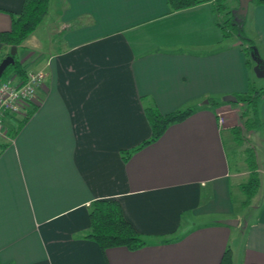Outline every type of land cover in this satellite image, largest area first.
<instances>
[{"label":"crops","instance_id":"1","mask_svg":"<svg viewBox=\"0 0 264 264\" xmlns=\"http://www.w3.org/2000/svg\"><path fill=\"white\" fill-rule=\"evenodd\" d=\"M20 4L0 0V30ZM48 10L15 46L23 68L43 77L24 120L17 126L25 111L3 117L0 261L217 264L228 247L229 264H264V95L246 139L258 186L242 204L233 153L243 151L222 110L246 88L253 60L245 64L234 35L221 37L210 0L176 9L167 0H47L41 17ZM242 28L264 63V3L247 2ZM8 47L0 41V57ZM147 105L192 109L132 149L149 134ZM96 198L116 199L143 244L101 249L84 236Z\"/></svg>","mask_w":264,"mask_h":264},{"label":"trees","instance_id":"2","mask_svg":"<svg viewBox=\"0 0 264 264\" xmlns=\"http://www.w3.org/2000/svg\"><path fill=\"white\" fill-rule=\"evenodd\" d=\"M200 0H167L169 9H176L191 5ZM249 2L264 3V0H248ZM47 0H21L18 10H7L9 15V27L0 30V41L7 45L15 46L20 40L29 33L32 28L40 20L45 11ZM236 4L228 6L224 0H210V9L215 15V23L220 30L221 37L234 35L243 45L241 50L244 54V62L248 66L250 63V51L253 40L243 32L244 13L238 12ZM7 70L3 77L13 72L19 79L24 78L25 70L13 54V62L7 64L1 73ZM235 98L234 102H243L244 107L238 112L241 123L245 128H254L259 125V118L256 112V99L260 95H264V85L254 86L250 81L247 82L246 88L242 91L231 93ZM32 107L29 108V111ZM192 109V106H184L174 108L166 112H159L155 107L147 105L143 107L145 117L149 124V134L142 139L132 149L139 145L156 138L169 122L179 120L186 116ZM28 110L22 114L18 120L17 126L27 116ZM231 132L235 142L242 144V135L237 125L231 126ZM13 130L9 134H12ZM3 145L0 142V147ZM244 158L247 166V175L239 183V189L243 194L242 204L248 203L250 197L255 193L258 185V176L253 152L250 146L243 145ZM123 158L126 157L128 149H121ZM264 200V196H263ZM89 224L84 236L91 238L99 248L103 249L107 246L122 245L129 249L136 248L143 244L144 240L141 234L133 227V225L123 216L119 203L113 198H96L90 203ZM0 264H11L10 262H1ZM217 264H229V249L225 247L222 251Z\"/></svg>","mask_w":264,"mask_h":264},{"label":"built area","instance_id":"3","mask_svg":"<svg viewBox=\"0 0 264 264\" xmlns=\"http://www.w3.org/2000/svg\"><path fill=\"white\" fill-rule=\"evenodd\" d=\"M43 71L40 68L26 69L25 76L19 79L15 73L0 79V141L8 138L3 125V117L25 111L35 96V87L41 82Z\"/></svg>","mask_w":264,"mask_h":264},{"label":"rangeland","instance_id":"4","mask_svg":"<svg viewBox=\"0 0 264 264\" xmlns=\"http://www.w3.org/2000/svg\"><path fill=\"white\" fill-rule=\"evenodd\" d=\"M224 3H226V5H228V6H233V5H235V4H237V0H224ZM49 9V8H48ZM48 14H44V16L43 17H41V19L39 20L40 22L42 21V19H43V21H45V23H46V19L49 17L48 15H49V13H50V10H48V12H47ZM43 23V22H42ZM45 23H44V25H45ZM39 25V24H38ZM41 25V24H40ZM40 27V26H39ZM37 29H39L38 27L36 28V31H37ZM44 30V29H43ZM45 30H46V28H45ZM45 30L44 31H42V29H39V35H40V33L41 34H46V33H44L45 32ZM35 31V32H36ZM22 51H21V47L20 46H17V49H15V52H14V55H15V57L17 58V55L18 54H20ZM26 64H28V63H26ZM29 66H31L30 64H29ZM32 68V67H31ZM29 69H30V67H29ZM7 70H5L3 73H0V79L3 77V75H4V73L6 72ZM12 72H10L9 74H11ZM257 72L256 71H254L253 69L251 70L250 69V76H251V79L249 80L254 86H257V85H263L264 84V75H261L260 73H258V75L259 76H256L255 74H256ZM261 75V76H260ZM208 103L210 104L211 103V101H208ZM230 106L229 107H231V108H229V110L227 109V110H222V113H223V116L227 119V120H229V122L231 123H234L235 125H237L238 127H239V129H240V133H241V135H242V144H238V145H240L241 146V149H242V151H243V145H248L247 144V142H246V139H247V133H248V130H247V128H245L243 125H242V123H241V118H240V116L238 115V112L244 107V104H243V102H239V103H237V102H232V103H230L229 104ZM12 116H13V119H18V117H19V112H15V113H13L12 114ZM221 133H222V135H223V138H226V135H227V131L225 130V129H222L221 130ZM232 141V138H231V133L229 132V134L227 135V139H226V141ZM234 142V141H233ZM235 143V142H234ZM236 144V143H235ZM237 145V144H236ZM239 146V147H240ZM248 146H250V145H248ZM251 147V146H250ZM251 149H252V147H251ZM252 152H253V149H252ZM243 153V158H244V151L242 152ZM242 153H241V150L238 148H236V150H234V153H233V158H234V160L236 161V163H235V165L237 166L236 167V169H237V176H238V178L239 179H241L244 175V178L246 177V175H247V171H244L245 170V168L246 169H248L247 168V166L245 167L244 166V164L241 162V159H240V157H241V155H242ZM243 178V179H244ZM242 179V180H243ZM258 186V185H257ZM257 189V188H256ZM260 191H259V194L260 195H262V191L264 190V182H262L261 183V186H260ZM257 195V194H256ZM258 196H255V199L257 198Z\"/></svg>","mask_w":264,"mask_h":264},{"label":"water","instance_id":"5","mask_svg":"<svg viewBox=\"0 0 264 264\" xmlns=\"http://www.w3.org/2000/svg\"><path fill=\"white\" fill-rule=\"evenodd\" d=\"M247 2L248 0H237L235 9L238 12L243 14L245 12V7H246ZM14 52H15V45L11 44L8 47L7 52L2 57H0V73L2 72V70L7 64H10L13 62ZM249 55H250V58L253 60V65H252L253 70L257 72L256 74L260 73L261 75H264V63L262 59L257 55L254 45H252ZM225 98L227 100L233 101L235 97L230 93ZM232 220L235 221V219H232Z\"/></svg>","mask_w":264,"mask_h":264}]
</instances>
